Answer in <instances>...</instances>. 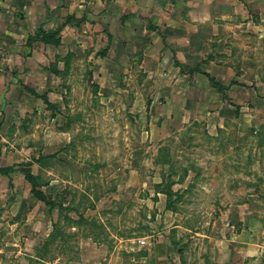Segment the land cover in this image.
Listing matches in <instances>:
<instances>
[{
    "label": "rangeland",
    "instance_id": "obj_1",
    "mask_svg": "<svg viewBox=\"0 0 264 264\" xmlns=\"http://www.w3.org/2000/svg\"><path fill=\"white\" fill-rule=\"evenodd\" d=\"M231 1L0 0V133L19 162L12 175L29 168L56 202L50 212L29 198L26 215L5 216L0 264H213V242L196 232L216 221L236 231V211L264 202L263 51L257 29L233 40L221 20L218 37L199 38L211 23L181 17L228 13ZM171 109L158 122L166 136L150 141ZM202 144L217 146L205 152L230 174L229 195L171 189L172 173L205 183L192 166ZM227 202L229 222L199 212Z\"/></svg>",
    "mask_w": 264,
    "mask_h": 264
},
{
    "label": "crops",
    "instance_id": "obj_2",
    "mask_svg": "<svg viewBox=\"0 0 264 264\" xmlns=\"http://www.w3.org/2000/svg\"><path fill=\"white\" fill-rule=\"evenodd\" d=\"M231 3V10L228 13L223 12L222 14H220L219 12H217L215 14L211 13L210 15L204 14L203 17L199 14H190V17L187 19H183L181 17V21L196 20V22H210V32L206 33V35H203L205 34L204 32L196 31L195 34L199 38L204 36H209L210 38L218 37L221 29L220 25L216 24V22H220L221 20L230 23L227 28L230 32L229 36H231L233 40L237 38V35L249 36V34H247L248 32H256V29L259 30V44L260 49L263 52H261L259 59L255 61H259L258 67H256L255 71L262 74L261 72L264 71V25H259V27H257L256 24H254L255 22L253 21V19L249 18L251 17V15H255V19H259L261 22H264V7L262 10L258 9L261 5L264 6V0H245L244 2L233 0L231 1ZM240 3L242 4V6H239ZM243 6L244 8H242ZM23 7L27 14V9L29 7ZM251 9L253 10V13H257V10L259 12L257 14H251ZM31 11L32 10H30L29 12ZM36 11L39 12L37 9ZM164 20L167 21V19ZM168 25H172L171 19H169V22H167V26ZM223 31L225 30L223 29ZM164 35L169 36L167 32L164 33ZM243 47H246V45H244ZM262 55L263 57L261 58ZM180 62L182 61L180 60ZM249 70H251V67L249 68ZM173 110L175 109H171L170 111L168 110L166 113H164V115L155 117L158 119L156 120L157 123L154 121L153 125H151L150 127V141L159 142L162 137L164 138L166 136L165 132L161 131V127L158 126V122L162 118L164 122L166 119L171 118V116L174 117L176 112H172ZM3 130L4 133H0V142H2V149L0 151V236L5 229V216L10 214L15 218L22 217L27 214V210L29 208L28 202H31L29 198H32L35 200V202H37L36 198L30 192L29 183L27 181H24L25 178L20 177V174L12 175V173L15 171L12 172V170L9 169L10 167H12V169H15V164L18 161L13 158L12 152L10 150L6 151L8 145L11 146V144L6 141V137L4 136V134L7 133L6 131L8 130V128L5 127L3 128ZM24 148L25 147H21V151L16 150L15 152H17L19 156H22V151L24 150ZM196 148L203 152H199L195 155V158L192 160V166L194 167V170L200 169L201 171L206 170L208 172L205 183L199 185L195 178H191L189 170L187 174L181 176L180 178L174 177V175H172L173 173L171 174V176L173 177L170 180V182H172L171 189L173 191L179 190L178 192L182 194L183 191L186 192V188L188 187L189 183L193 182L196 184V190L203 191V193L204 191L214 192L216 189H223L226 191V195H229L230 186L232 183L230 174H226L224 168H216V158L212 157L213 155H211V153L205 152L211 150L212 153H214L213 151L217 148V146L214 144H202L199 145V147L197 146ZM22 160L26 161L27 158L22 156L21 162ZM165 166L169 167L168 164H165ZM169 174L170 171L168 172L167 176ZM156 194L159 197L160 195H162L159 192H157ZM216 197H218L219 199L222 198L219 197V195H217ZM244 207V210L236 211L237 215L239 212L241 216H237L236 220H240L241 225L238 227V229H236V231L234 228H232L233 223L232 226L229 227L226 222L224 224H220V222L217 223L216 221L213 222V227L215 226V231L213 234L196 232V234H198L199 236L209 237L213 242V249L211 251V260L213 264H238L240 260H242V262L249 261L252 264L256 263L258 260L262 261V259L260 258L264 256V202H260L259 205L255 206L244 205ZM235 210V205L227 202L221 209L213 208L212 210H199V212L201 214L203 212L211 214H225L223 220H228L229 222L232 220L233 215L231 216L227 214H231V212H235ZM176 226L177 225H175V227Z\"/></svg>",
    "mask_w": 264,
    "mask_h": 264
},
{
    "label": "trees",
    "instance_id": "obj_3",
    "mask_svg": "<svg viewBox=\"0 0 264 264\" xmlns=\"http://www.w3.org/2000/svg\"><path fill=\"white\" fill-rule=\"evenodd\" d=\"M38 35L41 37V39L48 44H52V45H58L60 43V37L58 36V32L57 31H50V32H46L43 29H40L38 32ZM209 79V81L213 84V86H216L217 83H215L214 78L210 75L205 73ZM28 92H30L33 95L36 96H40L44 102L46 103L47 107L50 109H55L56 108V104L50 102L45 95H38L33 89L31 88H26ZM68 145H66L65 147H63V149L67 148ZM42 158H44V156H40L37 160H42ZM10 170H12V167L9 168ZM23 173H24V178L25 180L29 183L30 185V192L31 194L36 198L37 201L42 202L47 208L48 210L51 212L56 205L55 200L53 199V197L47 195L44 191H42L40 189V187H43L44 185H47L48 182H42L40 183L38 180V176L34 175L31 170L29 168L23 169ZM54 227V236L57 235V227H58V222H54L53 224ZM54 236H52L50 239L54 238Z\"/></svg>",
    "mask_w": 264,
    "mask_h": 264
}]
</instances>
